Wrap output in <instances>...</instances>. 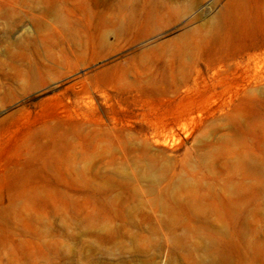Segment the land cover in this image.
<instances>
[{
	"label": "rangeland",
	"instance_id": "1",
	"mask_svg": "<svg viewBox=\"0 0 264 264\" xmlns=\"http://www.w3.org/2000/svg\"><path fill=\"white\" fill-rule=\"evenodd\" d=\"M0 264H264V0H0Z\"/></svg>",
	"mask_w": 264,
	"mask_h": 264
}]
</instances>
